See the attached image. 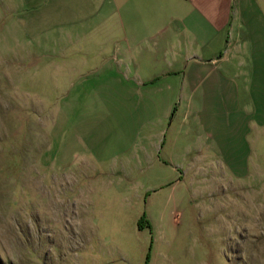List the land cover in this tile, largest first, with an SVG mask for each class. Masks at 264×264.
Masks as SVG:
<instances>
[{"label":"rangeland","instance_id":"rangeland-1","mask_svg":"<svg viewBox=\"0 0 264 264\" xmlns=\"http://www.w3.org/2000/svg\"><path fill=\"white\" fill-rule=\"evenodd\" d=\"M44 1L0 0V264H264V125L159 187L133 140L159 109L77 79Z\"/></svg>","mask_w":264,"mask_h":264},{"label":"crops","instance_id":"crops-1","mask_svg":"<svg viewBox=\"0 0 264 264\" xmlns=\"http://www.w3.org/2000/svg\"><path fill=\"white\" fill-rule=\"evenodd\" d=\"M38 13L77 79L111 76L159 109L133 138L159 187L207 181L264 125V0H45Z\"/></svg>","mask_w":264,"mask_h":264}]
</instances>
